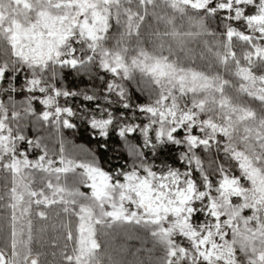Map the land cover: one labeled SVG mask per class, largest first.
<instances>
[{
	"label": "snow or ice",
	"instance_id": "1",
	"mask_svg": "<svg viewBox=\"0 0 264 264\" xmlns=\"http://www.w3.org/2000/svg\"><path fill=\"white\" fill-rule=\"evenodd\" d=\"M7 7L0 0V13ZM156 7V0H136L135 8L124 0H33L25 23L43 28L50 42L25 48L12 34L15 52L0 50V179L26 168L56 177L38 192L30 181L0 184L10 201V211L0 216V233L10 241L0 246V264H37L16 249L15 237L30 241L49 229L56 244L75 242L72 252L64 246L59 264H87L84 245L100 247L101 226L106 239L123 233L130 240L125 221L133 220L165 245L159 264H264V92L257 88L259 97L252 95L259 106L238 107L225 94L231 81L219 73L178 67L143 49L129 62L124 41L133 29L139 35ZM198 11L210 35L219 30L226 41L238 29L264 40V0H203ZM121 25L124 32H113ZM0 33L8 38L12 30L0 24ZM214 51L228 61L226 52ZM231 59L242 91L252 87L249 77L264 86V43L248 45L239 56L233 48ZM133 67L151 73L136 81L148 102L135 88L129 95ZM101 92L107 108L80 113L81 135L90 131L105 141L97 155L65 133L78 127L70 98L83 94L92 101ZM25 116L51 123L47 136L58 139V147L26 135ZM113 145L122 148L113 153L119 163L108 156ZM61 174H68L63 184Z\"/></svg>",
	"mask_w": 264,
	"mask_h": 264
},
{
	"label": "trees",
	"instance_id": "2",
	"mask_svg": "<svg viewBox=\"0 0 264 264\" xmlns=\"http://www.w3.org/2000/svg\"><path fill=\"white\" fill-rule=\"evenodd\" d=\"M203 0H156L155 14H150L142 22V26L139 30V35L136 34V30L133 29L131 34L127 36L124 41L128 61L134 55H138L143 49L150 53L152 56H163L168 59L169 62H174L178 67L182 68H194L199 71H204L210 75L219 73L221 78L230 80L231 83L225 86V94L229 96L231 103L238 107H247L251 105L259 106V100L252 98L253 93L259 97L260 92H264V86L256 84L251 81V77L248 78L252 87L246 90L240 89L242 83L237 70L236 65L231 59V50L236 49L237 55H241L244 49L240 46H246L253 43H264V40H257L256 34L240 33L238 29L233 30V39L229 37L226 41L219 30L216 31L215 36L210 35L203 29L204 17L198 11L199 5ZM8 7L2 13H0V24L4 29L12 30L9 37L6 38L4 34L0 33V50L4 48L10 49L13 53L16 50V45L12 43L11 36L15 34L16 39L27 48L29 45L33 47H43L49 43V37L46 33L41 32L39 28L38 33L35 30L30 29L25 23L24 14L31 11V5L33 0H7ZM126 6L136 7V0H124ZM179 4V8L176 5ZM143 15V13H141ZM124 32L123 25L118 28L114 26L113 32ZM219 41V43H217ZM114 44L115 41H112ZM219 48L222 53L226 52L229 59L227 62H221L215 55V49ZM255 60V57L252 58ZM134 80L132 85L126 84V88L129 89V95H132V88H135V92L144 98V102H148L150 99L147 91L136 84V81L145 79H151V73L147 69L141 67H133L131 69ZM81 73L74 71L73 76L79 78ZM98 76H103V73H98ZM72 77H69L71 79ZM84 80L88 81L90 85L98 86L96 79L90 74H83ZM66 83V81H65ZM158 87V86H156ZM259 88L260 92L256 89ZM81 91V90H76ZM213 91H217L213 89ZM217 95L219 92L217 91ZM70 103L77 109V124L78 127L74 132H66V135L72 136L77 143L83 144L85 147H89L97 152L99 155L100 146L105 143L103 139L93 137L89 132L81 135L80 128L83 127V121L81 119V110L91 113L94 106L102 105L105 108L108 106L107 100L104 98L103 92L100 93L97 99L89 101L84 98L83 94L70 98ZM139 103V101H138ZM23 111V108L20 109ZM218 110V109H217ZM13 129L17 127V121H10ZM21 128L26 135L30 136H42L44 142L49 144L50 149L58 147V139H51L47 136V132L52 130L53 125L51 123H45L40 121L38 124L32 117L25 116L20 122ZM99 141V142H98ZM122 151L121 146L113 145L108 156L110 159H115L114 152ZM55 158L54 156L52 157ZM119 163V161H113ZM0 173V176H3ZM68 174H61L59 177L60 183H65L66 176ZM7 176L9 179H0V184H10L15 182L21 183L22 180L30 181L32 188L35 191H39L41 188H45L47 180L51 178L53 182L56 181L55 176L44 172L42 169L26 168L23 170V174L20 175L13 171H8ZM9 193L6 191L0 192V216L10 211L5 207L6 203H10L8 200ZM35 199V197H33ZM125 224L131 227L132 239L128 237L122 238L119 236L123 233H112V237L106 239L105 229L100 227V231L97 234V238L100 242V247H90L87 244L84 245L86 254L84 256L87 264H119L120 261L128 264H150L158 263L163 260L166 254V247L163 244L162 252L159 251L157 256L151 250H145V238H149L151 235L150 228L146 227L144 223H138L136 220L125 221ZM39 238L33 246L32 241ZM91 237L89 236L88 239ZM154 238V237H153ZM22 241V247L17 249L21 253L29 254L30 256H37L40 264H53L54 261L59 260L64 253V246H67V251L72 252L74 248V241L61 240L60 244L55 243V231L49 229L47 232L31 237L30 241L27 236L21 238L19 235L15 237L16 242ZM127 241V247L121 252V258L116 254L117 247L124 246V242ZM9 238L0 233V246H7L9 244ZM123 242V244H122ZM143 244V245H142ZM34 248V249H33ZM33 249V252H32ZM116 250V251H115ZM118 253V252H117ZM55 254V255H54ZM147 254V255H146Z\"/></svg>",
	"mask_w": 264,
	"mask_h": 264
},
{
	"label": "rangeland",
	"instance_id": "3",
	"mask_svg": "<svg viewBox=\"0 0 264 264\" xmlns=\"http://www.w3.org/2000/svg\"><path fill=\"white\" fill-rule=\"evenodd\" d=\"M38 30H39V28H37V29H35V31H36V33H38ZM41 32L42 33H45L44 32V29L43 28H41ZM248 45H250V44H248ZM248 45H246V46H243V45H241L240 46V48L241 49H246L247 47H248ZM35 235H37V233L35 234ZM120 237H121V239L122 238H125L126 239V237L127 236H125L124 234H121V235H119ZM146 236V238H145V246H142V247H144V249L145 250H151V254H152V252L154 253V256H157V253H158V251H159V253L158 254H160L161 252H162V246H163V243H161V242H159L157 239H155V238H153V237H151L150 235H149V238H147V235H145ZM39 241V238H37V239H34V241H32V243H33V246H35L34 244L36 243V242H38ZM21 243H22V241H21ZM20 243V240H18L17 242H16V244H17V247H16V249H19L20 247H22V244ZM122 244H123V242H122ZM143 245V244H142ZM148 248V249H147ZM34 249V248H33ZM33 249H32V252H33ZM117 252H116V254L117 255H119V258H121V252L122 251H124V249H125V247L123 246V245H120V246H118L117 248ZM116 251V250H115ZM147 255V254H146ZM31 257H33V258H35L36 259V261H37V264H40L39 263V258L37 257V256H31ZM124 262V261H123ZM123 262H121L120 261V263L119 264H128L127 262L126 263H123ZM150 264H158V263H153V261L150 263Z\"/></svg>",
	"mask_w": 264,
	"mask_h": 264
}]
</instances>
